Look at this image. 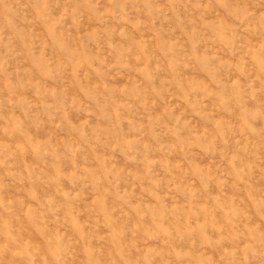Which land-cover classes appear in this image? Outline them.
<instances>
[{
	"label": "rangeland",
	"instance_id": "obj_1",
	"mask_svg": "<svg viewBox=\"0 0 264 264\" xmlns=\"http://www.w3.org/2000/svg\"><path fill=\"white\" fill-rule=\"evenodd\" d=\"M0 264H264V0H0Z\"/></svg>",
	"mask_w": 264,
	"mask_h": 264
}]
</instances>
